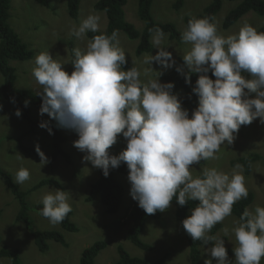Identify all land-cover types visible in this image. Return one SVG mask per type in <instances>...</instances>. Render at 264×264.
<instances>
[{
  "label": "clouds",
  "instance_id": "1",
  "mask_svg": "<svg viewBox=\"0 0 264 264\" xmlns=\"http://www.w3.org/2000/svg\"><path fill=\"white\" fill-rule=\"evenodd\" d=\"M101 19L100 13H91L71 26L69 35L77 39H87L88 32L101 33L87 39L84 50L72 49L71 74L63 67L68 63L48 51L35 57L32 75L41 86L39 114H47L57 128L75 132L78 139L73 145L84 153L83 161L101 169L105 177L110 169L126 164L130 195L146 214L166 211L174 199L180 206L197 201L182 225L193 241L212 245L206 248L210 258L204 264H213V259L216 264H261L264 206L245 208L234 221V261L228 257L224 239L209 235L232 214L238 201L248 197L243 166L236 164L231 174L204 167L196 176L192 166L217 159L222 145H231L242 125L257 118L264 125V31L245 24L236 33L222 34L211 18L193 17L181 33V40L191 45L182 65L176 66L172 52L166 50L171 44L165 33L155 28L149 32L158 51L145 54L141 61L149 67L128 68L118 30L110 36L101 32ZM153 62L164 69L176 66L186 84L192 83V74H199L192 88L198 106L191 116L174 93V83L160 81L163 73L153 70ZM21 114L17 109L15 115ZM38 126L53 134L49 122ZM121 134L126 148L111 154L109 149ZM35 150L43 167L49 160L39 144ZM18 159L24 157L19 154ZM29 179L27 168L17 171L16 183ZM71 194L60 188L47 191L40 214L52 225L63 222L73 210ZM224 232L227 235V229Z\"/></svg>",
  "mask_w": 264,
  "mask_h": 264
},
{
  "label": "rangeland",
  "instance_id": "2",
  "mask_svg": "<svg viewBox=\"0 0 264 264\" xmlns=\"http://www.w3.org/2000/svg\"><path fill=\"white\" fill-rule=\"evenodd\" d=\"M67 0H50L49 7L39 5L35 0H9V18L7 23L20 37L23 43L32 51L33 55L27 60H11L10 66L15 69V87L18 89L31 90L38 94L41 86L36 82L32 75L35 67V57L44 51H48L53 58L60 59L65 64L64 70L68 73L71 67V52L75 47L84 50L87 39H77L70 36L69 32L73 23L79 25L91 13L101 14V31L105 29L107 18L103 12L96 11L94 4L97 0H81L76 19L69 18L66 10ZM138 0H126L123 7L125 19L132 23L138 30H142V23L136 15ZM176 0H153L151 4V14L157 22L172 23L179 31L185 28V17H194L211 2V0H183L181 7L174 8ZM237 5L234 1L222 0L221 8L214 16L218 30L222 34L236 33L245 25L250 24L257 30L264 24V14L257 15L254 12H247L237 22L228 29H223L222 24L228 12ZM120 46L126 52V58L131 60L135 67L145 68L141 61L145 54L155 55L158 49L139 57L135 55V48L138 40L127 38L123 32H118ZM153 35V34H152ZM152 35L150 42L152 44ZM166 36V41L171 46L166 48L172 52L173 58L177 62L179 57L190 49L191 45L182 40L177 42ZM153 46V44H152ZM151 67L155 71L166 74L171 68L164 69L162 66L153 62ZM187 70V69H185ZM162 74V75H163ZM151 75H155L152 72ZM160 76V81L164 79ZM144 79V77H142ZM3 78L0 75V86ZM180 98V94L177 93ZM39 95V94H38ZM252 97L255 94H251ZM17 106L10 101L0 103V169L10 175L12 182L19 190L26 193L25 201L28 206L29 228L39 231H59L67 246L50 240L47 242V249L39 251L34 244L29 230L22 222L16 221L17 212L21 205L7 188L6 182L0 175V247H7L16 250L20 264H79L81 251L92 245L96 241H103V248L94 264H112L118 259L117 246L121 245L131 256L144 258L149 262L168 253L169 256L164 264H191L189 257V246L185 238L181 224L175 219L174 206L164 212H160L158 219H148L145 228L140 235L144 243L151 245L152 249L146 251L131 244L127 238L128 225L123 223L127 208L134 201L130 195V186L125 175L117 173L116 178L123 187V197L118 211L114 214L105 213L104 206L97 200L86 202L90 185L98 177V168H94L90 162L83 161L84 153L74 147L73 142L78 139V135L68 129L59 128L65 137L62 149L70 157L66 161L62 156L53 159V138L48 130L39 127L34 133L24 134L28 129L26 121L22 116L17 117L15 112ZM30 114L33 119L52 121L47 114L40 115L39 109L31 107ZM24 134L20 141L22 148L17 146V138ZM39 144L49 162L42 167L41 158L35 148ZM126 148V140L122 134L118 136L117 143L109 150L114 154H119ZM24 159H18V155ZM250 154H258L261 159L252 164V169L246 177V187L248 192L253 194V200L247 207L253 209L256 205L264 206V125L259 123V118L249 125H242L239 129L235 141L228 145H222L216 154L217 159L201 161L200 164L193 165V175H199L204 167H216L231 174L235 166L231 161L246 157ZM27 168L30 171V179L23 184L15 182V176L20 168ZM43 180H55L62 190L71 191L69 203L72 206L70 219L77 226V231L68 232L61 230L59 224L52 225L48 219L41 217L35 209L37 205H42L41 198L49 190L55 188L52 185H44L34 189L38 182ZM43 206V205H42ZM191 215V211H188ZM238 218L230 215L221 222V228L217 236L225 241V247L231 250L228 254L230 260H235L233 248L235 237L231 229L234 221ZM227 229V235L224 230ZM210 245L200 246L199 264H204V260L210 258L206 251ZM0 264H11L8 258H0ZM213 264H216L213 259ZM261 264H264L262 259Z\"/></svg>",
  "mask_w": 264,
  "mask_h": 264
},
{
  "label": "trees",
  "instance_id": "3",
  "mask_svg": "<svg viewBox=\"0 0 264 264\" xmlns=\"http://www.w3.org/2000/svg\"><path fill=\"white\" fill-rule=\"evenodd\" d=\"M39 5L44 7H49L50 0H35ZM81 0H67L66 1V10L69 18L76 19L79 9V4ZM153 0H138L137 1V10L136 15L138 20L142 23V30H138L134 27L132 23H129L125 19V13L123 7L126 4V0H97L94 4V9L96 11L103 12L107 18V24L105 29L101 32L111 35L113 30H118V32H123L124 35L133 40H138L137 46L135 48V55L137 57L149 53L152 51V44L150 42V37L153 33L149 32V29L160 28L163 30L165 35L168 36L171 40L177 42L181 41V31H179L176 26L172 23H162L157 22L151 14V4ZM234 1L237 5L231 9L226 17L224 18L222 28L228 29L231 25L237 22L243 15L247 12H254L257 15L264 14V0H229ZM183 3V0H176L174 8L178 10ZM222 0H211V2L198 13L196 18L209 17L213 20L214 16L220 10ZM9 9L10 2L9 0H0V75L3 78V84L0 86V103L1 101H13L17 106V109H20L21 116L27 123L28 129L25 131V135L29 133H34L36 129L39 128V123L44 121L40 119H33L30 114L31 107L37 109L40 108L42 99L41 96L32 92L31 90L18 89L15 87V69L10 66L9 61L11 60H27L30 59L33 55L32 51L28 46L22 42L20 37L14 32V30L9 26L7 20L9 18ZM106 10V11H105ZM193 17H185L184 24L185 27L189 19ZM258 31H264V24L258 29ZM101 34L98 33H87V38L91 39L94 35ZM71 58H74V54L71 52ZM127 59V58H126ZM127 67H135L131 60H128ZM182 57H179L176 66L182 65ZM176 66H173L166 74L162 75V78L165 82L174 83V93L180 94V99L182 101V106L189 110V115L191 112L198 106V96L192 92V88L195 86V81L198 79L199 74H192L190 79L191 84L185 83L184 74L176 71ZM72 70H74L73 65L71 64ZM185 73L187 70H184ZM210 78L215 79L212 76L211 72L208 73ZM29 101L28 105L25 107L24 102ZM13 103V102H12ZM49 122V126L52 127L51 134L53 138V154L52 158L55 159L58 156H62L67 162L70 161V157L65 154L62 149V144L65 141V137L61 134L59 128L55 126V123L52 121ZM24 134H21L17 138V146L22 148L20 141L23 138ZM110 151V150H109ZM111 154H114L110 151ZM116 155V154H114ZM261 159V156L258 154H250L246 157L238 158L232 160L230 163L232 166L236 164H241L244 169V174L248 175L252 169V164ZM120 173L126 176L128 181V168L127 165L122 163L118 168L110 169L109 175L105 177L101 169H98L97 179L90 185L89 192L85 198L86 202L99 201L104 206V211L107 214H114L118 211V208L121 204L123 197V187L116 178V174ZM0 175L3 176L7 188L11 191L14 197L19 201L21 208L16 215V221L22 222L25 227L29 230V234L34 240L35 246L38 250L45 251L47 247V242L53 240L59 243L62 246H67V243L63 235L57 230L51 231H39L32 228L29 224V217L27 214L28 206L25 201L26 193L19 190L18 187L12 182L10 175L4 173L0 169ZM129 186L130 182L128 181ZM44 185H52L55 188L62 189L61 186L55 180H43L38 182L35 185L34 189L42 187ZM253 200V194L248 192L247 199H241L233 206L232 215L236 216L238 219L243 213L244 209L247 208ZM197 201H189L188 204L180 206L177 204L174 199L171 204L174 206V216L175 219L181 224L182 221L187 216H189L188 211L196 206ZM42 205H37L36 210L40 214ZM41 215V214H40ZM71 212L59 223L61 230L68 232L77 231V226L70 219ZM41 217H43L41 215ZM160 217V212L157 211L155 214L149 215L146 214L143 209L138 206L137 201H133L130 206L127 208V212L124 218L123 223L128 225L127 229V240L134 246L150 251L152 249L151 245L144 243L140 235L143 232L146 222L148 219H158ZM45 218V217H43ZM221 228V224H216L209 235H216L218 230ZM185 238L189 246V257L191 264H199V250L200 246H204L202 241H193L190 235L183 228ZM217 236V235H216ZM212 246L211 244H209ZM105 243L103 241H96L92 245L84 248L80 254L79 264H94L95 258L99 252L105 248ZM228 254L231 253V250L227 248ZM118 259L112 264H164L169 254L165 253L161 257L155 259L153 262H149L144 258L131 256L121 245L117 246ZM8 258L11 264H20L18 253L16 250H11L5 246L0 247V258Z\"/></svg>",
  "mask_w": 264,
  "mask_h": 264
}]
</instances>
